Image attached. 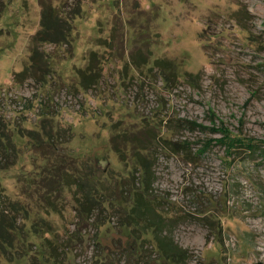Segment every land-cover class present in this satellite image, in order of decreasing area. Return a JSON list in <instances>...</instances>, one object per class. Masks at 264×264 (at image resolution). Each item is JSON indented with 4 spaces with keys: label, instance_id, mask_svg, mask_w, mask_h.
<instances>
[{
    "label": "rangeland",
    "instance_id": "obj_1",
    "mask_svg": "<svg viewBox=\"0 0 264 264\" xmlns=\"http://www.w3.org/2000/svg\"><path fill=\"white\" fill-rule=\"evenodd\" d=\"M0 120V264H174L122 223L147 176L177 264H264V153L199 151L264 139V0H0Z\"/></svg>",
    "mask_w": 264,
    "mask_h": 264
},
{
    "label": "trees",
    "instance_id": "obj_2",
    "mask_svg": "<svg viewBox=\"0 0 264 264\" xmlns=\"http://www.w3.org/2000/svg\"><path fill=\"white\" fill-rule=\"evenodd\" d=\"M47 13H49L48 10L43 11L42 26L44 27V29L39 32L40 36H35L34 39L38 38L39 40H50L46 37L47 33L50 32L51 28L50 22L48 20L49 17L46 16ZM37 52L38 51L35 49L32 55L30 56V61L32 64L33 62L35 63L37 59ZM32 66H34V64ZM29 67L30 66L28 65L27 68ZM185 123L189 122L185 121ZM192 124L194 125L195 123L192 122ZM199 126L204 128V126L202 125ZM215 129L221 131L222 136H220L219 138H208L206 142H204L199 148V151L204 152L205 149L210 146V144L216 142L218 144H224L227 153H232V155L234 156H237L239 154L238 151H240L242 147H246L249 153H264V139L253 140L252 138L241 137L237 134H230L229 132H226V128L223 126H220V128L218 129L217 127L211 128V130L213 131H216ZM7 138L8 135L5 132L4 124L2 120H0V144H3V147L8 145V143L7 145L5 143V139ZM184 143L185 146H188V142ZM2 149L3 148H1L0 145V151H2ZM139 154L140 153H138V156ZM143 165L146 168V172L148 174L149 165L146 159H144ZM76 181H74V183H76ZM151 183L149 181V177L147 176L144 180V184L134 191L133 204L125 215V218L122 223L126 226L132 227V230H134L135 232H140L143 228H153L155 233V239L157 242L156 246L158 249L159 257H162L171 263L177 264L183 258H185L187 253L186 250L180 248L177 245V243L172 237L163 234L165 230V227L163 225L164 223H166V221L164 220V218H162V215L158 211L159 209H156L154 207V201H156V199L152 198V194H149L151 191V189L149 188ZM95 189L96 188H84V191L81 194V201L79 202V204L81 205V209H77V214L81 220H83L84 216L86 217V219H90L91 215L93 214V211L95 209L99 210L101 200L96 198L95 192H92ZM0 197V244H4L9 241V231L18 229L15 214L12 213V215H8V213L14 211L17 212L19 209L17 206V202L7 200L6 196H4L5 198L2 196V193H0ZM5 216L7 217L5 218Z\"/></svg>",
    "mask_w": 264,
    "mask_h": 264
},
{
    "label": "water",
    "instance_id": "obj_3",
    "mask_svg": "<svg viewBox=\"0 0 264 264\" xmlns=\"http://www.w3.org/2000/svg\"><path fill=\"white\" fill-rule=\"evenodd\" d=\"M255 264H263V263H261V262H257V263H255Z\"/></svg>",
    "mask_w": 264,
    "mask_h": 264
}]
</instances>
